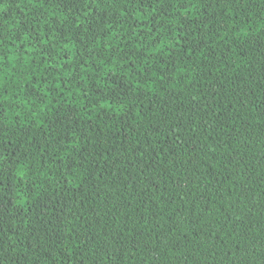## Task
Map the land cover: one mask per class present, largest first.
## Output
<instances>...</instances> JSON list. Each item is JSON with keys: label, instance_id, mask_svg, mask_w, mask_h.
<instances>
[{"label": "trees", "instance_id": "1", "mask_svg": "<svg viewBox=\"0 0 264 264\" xmlns=\"http://www.w3.org/2000/svg\"><path fill=\"white\" fill-rule=\"evenodd\" d=\"M0 264H264V0H0Z\"/></svg>", "mask_w": 264, "mask_h": 264}]
</instances>
